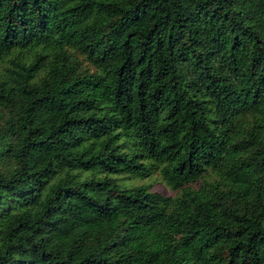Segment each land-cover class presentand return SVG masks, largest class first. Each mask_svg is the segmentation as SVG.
I'll return each mask as SVG.
<instances>
[{
    "label": "trees",
    "instance_id": "obj_1",
    "mask_svg": "<svg viewBox=\"0 0 264 264\" xmlns=\"http://www.w3.org/2000/svg\"><path fill=\"white\" fill-rule=\"evenodd\" d=\"M0 264H264V0H0Z\"/></svg>",
    "mask_w": 264,
    "mask_h": 264
},
{
    "label": "rangeland",
    "instance_id": "obj_2",
    "mask_svg": "<svg viewBox=\"0 0 264 264\" xmlns=\"http://www.w3.org/2000/svg\"><path fill=\"white\" fill-rule=\"evenodd\" d=\"M122 181L126 182L127 184H134V183H140V182H148L149 183V187L152 190H158L160 192H163L165 194H171V195H175L177 192L176 190H172L170 189L165 183L164 181L161 179V177L159 176L158 173L152 174L151 176L147 177V178H125L122 179Z\"/></svg>",
    "mask_w": 264,
    "mask_h": 264
}]
</instances>
